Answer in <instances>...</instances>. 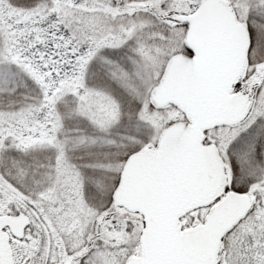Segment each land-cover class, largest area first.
Wrapping results in <instances>:
<instances>
[{"label":"snow or ice","instance_id":"1","mask_svg":"<svg viewBox=\"0 0 264 264\" xmlns=\"http://www.w3.org/2000/svg\"><path fill=\"white\" fill-rule=\"evenodd\" d=\"M0 264H264V0H0Z\"/></svg>","mask_w":264,"mask_h":264}]
</instances>
